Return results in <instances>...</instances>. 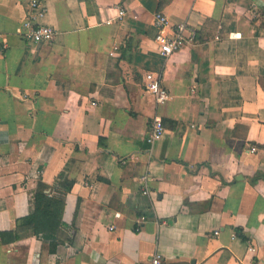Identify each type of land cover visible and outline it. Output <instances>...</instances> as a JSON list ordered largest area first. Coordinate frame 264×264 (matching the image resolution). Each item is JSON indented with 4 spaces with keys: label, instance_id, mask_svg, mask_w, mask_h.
I'll return each instance as SVG.
<instances>
[{
    "label": "crops",
    "instance_id": "crops-1",
    "mask_svg": "<svg viewBox=\"0 0 264 264\" xmlns=\"http://www.w3.org/2000/svg\"><path fill=\"white\" fill-rule=\"evenodd\" d=\"M42 2L51 43L24 37L29 0H0V232L40 180L73 185L56 244L0 237V264H264V0ZM158 12L196 41L163 56Z\"/></svg>",
    "mask_w": 264,
    "mask_h": 264
},
{
    "label": "built area",
    "instance_id": "built-area-1",
    "mask_svg": "<svg viewBox=\"0 0 264 264\" xmlns=\"http://www.w3.org/2000/svg\"><path fill=\"white\" fill-rule=\"evenodd\" d=\"M46 7L42 0H29L28 3V17L26 18V28L24 29V37L33 43H51L56 36V29L47 23L37 22V18L44 16ZM126 11L119 10V16H124ZM257 18L264 20V13L260 10L254 12ZM111 23V21H108ZM155 24L159 31L156 34L155 40L159 45L161 54L165 57L171 56L175 51L180 50L188 43L196 41L198 36L197 29L187 22H179L177 24H170L169 18L163 12H158L155 16ZM234 36L230 37H235ZM220 34L216 36L220 39ZM148 91L153 95L157 103L165 102L170 94L168 90L161 83L160 74L149 71L146 74ZM165 134V125L161 117L156 116L151 122L150 129L147 136V141L150 144L155 143L163 138ZM43 175V170L34 167L26 176V180L35 182ZM148 193V189L144 190ZM120 214H118L119 216ZM114 227H111V229ZM161 254H155L153 257V264H161Z\"/></svg>",
    "mask_w": 264,
    "mask_h": 264
},
{
    "label": "trees",
    "instance_id": "trees-1",
    "mask_svg": "<svg viewBox=\"0 0 264 264\" xmlns=\"http://www.w3.org/2000/svg\"><path fill=\"white\" fill-rule=\"evenodd\" d=\"M171 0H159L160 6ZM73 180L60 174L54 188L50 192L45 182L40 180L35 189V203L32 210L26 216L17 220L16 227L12 231L0 232L3 243L16 241L25 234L42 236L45 239L56 242L59 239V231L65 225L63 220L66 194L72 189ZM55 193H52V191ZM238 233L247 240L241 229Z\"/></svg>",
    "mask_w": 264,
    "mask_h": 264
}]
</instances>
